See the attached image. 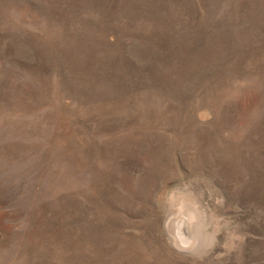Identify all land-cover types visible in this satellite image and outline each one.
Returning <instances> with one entry per match:
<instances>
[{
  "label": "rangeland",
  "instance_id": "rangeland-1",
  "mask_svg": "<svg viewBox=\"0 0 264 264\" xmlns=\"http://www.w3.org/2000/svg\"><path fill=\"white\" fill-rule=\"evenodd\" d=\"M0 264H264V0H0Z\"/></svg>",
  "mask_w": 264,
  "mask_h": 264
}]
</instances>
